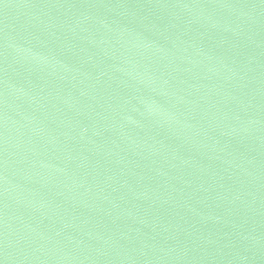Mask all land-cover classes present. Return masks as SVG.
<instances>
[{
	"label": "water",
	"instance_id": "obj_1",
	"mask_svg": "<svg viewBox=\"0 0 264 264\" xmlns=\"http://www.w3.org/2000/svg\"><path fill=\"white\" fill-rule=\"evenodd\" d=\"M0 264H264V0H0Z\"/></svg>",
	"mask_w": 264,
	"mask_h": 264
}]
</instances>
